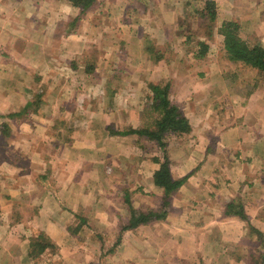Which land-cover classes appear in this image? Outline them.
<instances>
[{
    "label": "crops",
    "instance_id": "1",
    "mask_svg": "<svg viewBox=\"0 0 264 264\" xmlns=\"http://www.w3.org/2000/svg\"><path fill=\"white\" fill-rule=\"evenodd\" d=\"M261 2L230 0V19L239 20L240 32L264 47V15L252 6ZM60 5L68 7L66 0H0V45L10 49L9 41L16 40L19 59L36 56L41 66L30 70V78L8 72L0 85L2 106L13 114L26 110L23 121L0 111L1 135L7 126L0 136V264H243L253 251L251 233L236 209L241 207L249 224L264 233V165L259 162L264 82L236 88L239 81L246 87L250 82L233 70L245 66L230 61V91L224 95L232 109L223 117L233 122L229 128L221 125L222 113L219 118L198 100L218 97L210 82L203 88L202 80L186 76L192 86L169 91L192 129L188 135H166V154L172 179H187L169 196L164 219L121 232L131 219L126 202L138 213L162 210L163 190L152 183L159 169L154 159L162 157L142 150L146 138L112 134L140 129L137 114L152 101L146 84L160 78L150 74L152 67L144 76L99 75L97 67L91 74L80 72L95 25L86 15L74 33L60 32ZM3 56L0 61L8 63L9 56ZM99 64L106 66L104 60ZM33 81H38L35 94L29 92ZM75 83L81 88L73 92ZM89 83L99 86L90 90ZM186 138L205 148L188 152ZM212 141L230 145V166L224 169L230 181L216 168L220 156L207 147ZM36 233L54 248L34 249Z\"/></svg>",
    "mask_w": 264,
    "mask_h": 264
},
{
    "label": "rangeland",
    "instance_id": "2",
    "mask_svg": "<svg viewBox=\"0 0 264 264\" xmlns=\"http://www.w3.org/2000/svg\"><path fill=\"white\" fill-rule=\"evenodd\" d=\"M96 1L97 3L93 6L92 10L88 11L89 15L87 13L85 14V16L87 15L88 22L90 21L89 24L92 26L95 25L94 29L96 33L91 34L89 45L85 48L87 52L86 60L85 63L80 65V72H83V70L85 72L86 70V73L88 72V74H91L94 73V69L97 67V74L99 75H102L103 73H112L113 75L114 73L130 74L136 72L138 74L141 73V75L144 76L150 72L149 68L152 67L150 74L152 72L157 73L156 76L160 78V80H157L156 83L150 82L149 84H146L147 88L150 84L161 86L168 84L169 89H173V92H176V89L180 90V88L184 86L188 88L187 85L192 86L191 82L194 81L183 80V77L186 76L192 80H194V78L202 80L203 88L210 82L212 86H214V89L218 90V97L207 98L206 96H203L202 98H198V100L202 101V104L204 106L206 105L208 109L212 110V112H216L219 118L220 113H222L221 117L222 120H224L223 117H225L227 112H230V109H232L229 108L230 96L226 97L224 95V92L230 91V59L223 50V38L218 34V31L220 25L226 21H237L236 23L240 26L239 33H241L240 31L243 28V26L239 24V20L234 21L233 19H230V0ZM207 1L214 2V10L216 12V19L214 22H209L206 10ZM60 2L62 4L64 0H59V3ZM261 4L262 6H252L254 10H262V15H264V0ZM67 6L68 7L63 5L58 6V12H60L58 21L60 22L57 25L60 32H63L64 29H66L65 32L69 31V29L71 30L80 25V21H74L75 18L80 15L79 9L73 8L68 4ZM42 9L46 8L43 7ZM66 15H69L67 20L61 21L66 18ZM262 20L264 21V18H262ZM52 21L55 20L52 19ZM97 33L99 39H97ZM103 33H106L105 39L101 38V34ZM39 35L41 36V34ZM239 36L249 45L260 44L263 47V45L260 42H257V40L250 36V34L241 33ZM3 41H5L4 38L2 42ZM9 42L10 49L4 48L0 45V60H6L3 54H7L10 58L8 63H2L0 61V85L5 84L3 76L8 72H11V74L14 72L15 75L21 73L20 75H22L24 79L25 76H27V78L32 77L30 70L33 72L36 69L37 71L38 68L41 67L39 66L36 56H32L34 61H28L26 59L27 63L24 60L19 59L18 55L22 50L16 45V40L11 39ZM201 44L206 46L205 49L202 48ZM30 51L35 52L38 50L32 48ZM76 51H80V48L76 47ZM199 53L203 56L199 57ZM70 58L71 55L68 60ZM28 59L31 58L29 57ZM102 60H104L106 66L99 64ZM21 62L27 65H24ZM240 66H233V70L240 71V75L242 76L243 74L246 75L249 80L248 82L250 83H248V86L246 87L242 85L241 81H239L235 84L236 88H244L245 90L247 88L251 89L252 84L257 85L259 81L264 82V79H262L263 76L253 71L255 69L252 70L251 68L247 69L249 67L245 68L246 66ZM88 68H92L90 72L88 71ZM78 74L80 76L83 75V73ZM216 74L220 78L218 81L215 78ZM11 81L15 82V86L18 87L17 81ZM176 83H178V86H176ZM89 84L91 85L89 88L90 90H96L99 86L92 85L91 83ZM125 84L126 86L128 85L127 83ZM30 87L33 89H30L29 92H33V94L39 89L36 85V81L31 82ZM80 88L81 85L78 83L70 86V89L73 90V92ZM75 94L78 95V92ZM6 97L9 98L8 96ZM172 98L170 100L176 105L175 98L173 96ZM189 98H186L185 100L188 101ZM76 99L77 96L75 97L74 102H77ZM198 100L196 101L197 103H199ZM2 102H0V111H8V116H13L16 119L18 116L17 114L19 113L13 114L14 111H9L11 110V107H8L7 104L2 106ZM222 106L224 108L223 110L220 108ZM192 107L194 106L192 105ZM150 108V105L144 107L142 108V112H138L137 114L140 129H153L156 115ZM129 114H131L132 117H135L136 112L130 111ZM17 119L19 121L25 120L21 119L20 116ZM230 123L233 122L230 121V119H227L224 120L221 125L225 128H229ZM4 126L5 125L2 127ZM5 132L7 133V129ZM10 133L9 129L8 135ZM261 135H263V133ZM0 136L2 135L0 134ZM183 140H187L186 150L188 152H195V148L197 151H203L205 148L204 145L199 146L197 144V146H195L194 143L196 140L192 141L190 138ZM260 145L264 147V140L260 141ZM140 147L145 152H154L160 158L163 156L156 144L149 141H143L140 143ZM207 147L208 149L211 148L210 151H212L213 154H218L220 156V159H218L216 163V168L219 169L220 166V173H224V178L226 177L225 180L230 181V175L228 174L229 170H224L230 166V156L227 155L228 152H230V145H218L216 141H212ZM167 148L168 144L165 149L166 151ZM90 152H92V149H90ZM259 156V162L264 165V152L262 151ZM228 181L223 182L230 187ZM207 183L209 182L207 181ZM128 204H130L129 201L126 202V205L128 206V211L130 213V209L132 208ZM253 229L256 230L255 228ZM263 234L264 233H262V235ZM250 241L252 242L250 247H252L253 251L247 256L246 261L243 264H264V257H262V254H264V238L258 237V235L253 233L251 234Z\"/></svg>",
    "mask_w": 264,
    "mask_h": 264
},
{
    "label": "trees",
    "instance_id": "3",
    "mask_svg": "<svg viewBox=\"0 0 264 264\" xmlns=\"http://www.w3.org/2000/svg\"><path fill=\"white\" fill-rule=\"evenodd\" d=\"M67 4L73 8L79 9L80 15L75 18L74 21L78 22L85 16V14L92 10L93 6L97 3L96 0H66ZM214 2L207 1L206 2V10L207 16L209 18V22H214L216 19V12L214 10ZM72 27V25H71ZM76 28L69 29L66 31L67 33H74ZM240 26L233 21H226L220 25L219 33L223 38V50L225 51L227 57L232 62L241 63L246 67L251 69H255L258 71L260 75L264 77V47L260 44L249 45L247 42L242 40L239 36ZM202 48L205 49V45L201 44ZM203 51V50H202ZM198 56H203L201 53ZM38 82V81H36ZM149 90L152 93V101L150 105V109L156 115V119L153 124V129H136L123 131V132H112L113 135H135L138 137L146 138L149 142H153L162 152V160L155 158L154 162L159 165V169L153 174V182L154 185L163 190L164 197L162 203V210L160 212H148V213H138L133 209H130L131 219L129 223L121 229V232L127 230H133L139 225L147 224L152 221H156L159 219H164L166 212L165 209L169 205V196L176 190H178L186 181L187 176L181 179L174 180L171 177L170 172V163L166 154V135H188L191 132V126L187 118L184 116L182 110L179 109L177 105H175L169 96V86L165 84L161 85H148ZM37 97L40 99L42 96L39 94ZM26 110L17 114L21 116L25 113ZM13 117V116H10ZM5 125L2 127V135L7 134L5 132ZM130 205V204H128ZM226 213L230 214L231 206L227 205ZM236 209L235 215L239 216L242 220H244L248 224V228L250 229L251 234H256L258 237L264 238V236L254 230L252 226L249 224V220L243 212V209ZM34 249L42 251L46 247L54 248L52 244L49 243L48 240L44 238L43 235L38 236V241L34 244ZM264 257V254H262Z\"/></svg>",
    "mask_w": 264,
    "mask_h": 264
}]
</instances>
